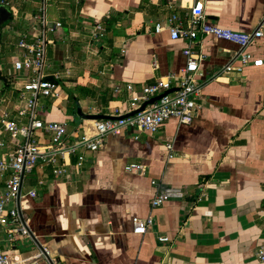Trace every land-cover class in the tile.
<instances>
[{"label":"crops","instance_id":"crops-1","mask_svg":"<svg viewBox=\"0 0 264 264\" xmlns=\"http://www.w3.org/2000/svg\"><path fill=\"white\" fill-rule=\"evenodd\" d=\"M7 2L10 21L0 27V108L16 103L17 93L5 86L2 75L18 57L19 37L34 33L40 6V0ZM192 9L222 29L251 33L260 27L262 36L243 53L262 65H247L240 74L204 85L201 107L189 124L170 119L156 134L126 130L110 135L95 152L81 149V168L70 166L63 180L35 170L25 187V177L19 209L54 264H259L256 252L264 242V0H49L48 18L61 27L49 35L47 73L69 74L58 101H41L40 116L65 123L74 137H90V120L67 123L70 100L84 114L109 116L127 108L128 85L137 91L179 77L188 42L172 41L167 31L155 34L153 28L172 13L183 16ZM109 17L116 18L111 30L92 40L93 26ZM191 48L201 57L205 77L241 51L211 37L199 38ZM12 147L8 142L0 157ZM131 163L143 165V173L125 171ZM153 180L180 189L183 198L152 208ZM30 190L35 198L24 195ZM147 217L153 220L147 232L133 234L132 219ZM36 245L29 237L17 239L9 252L11 264H49L44 257L34 259Z\"/></svg>","mask_w":264,"mask_h":264},{"label":"built area","instance_id":"built-area-1","mask_svg":"<svg viewBox=\"0 0 264 264\" xmlns=\"http://www.w3.org/2000/svg\"><path fill=\"white\" fill-rule=\"evenodd\" d=\"M48 2L49 0H40L38 14L34 17V33L19 37L16 43L18 57L11 63V71L3 75L6 84L17 96L13 107L0 108V149L5 148L8 142L13 144L9 154L0 157V264H11L9 252L15 250L17 239L31 238L19 209L27 175L35 170L42 173L47 171L54 179L63 180L71 174L70 166L73 165L76 170L81 168L84 161L83 154L79 152L81 149L95 152L104 146L105 138L110 135H119L126 130L156 134L170 119H176L180 124H189L201 107V89L204 85L230 73L240 74L247 65H262V60L252 61L248 54L243 53L254 39L262 36L260 27L251 33H240L210 24L203 13L194 9L183 16L172 13L163 22L154 25L153 33L167 31L172 41L188 42L183 50L186 65L182 74L179 77L170 76L169 82L156 81L142 86L137 91L128 85L126 88L130 92V98L124 111L115 109L111 112L109 116L114 119L91 120L92 136L83 134L74 137L68 133L65 123L45 121L38 114L42 100L56 102L60 99V84L69 74L67 71L64 74L58 71L50 75L47 73L49 35L61 27L60 22L49 20ZM0 7H8L7 0H0ZM104 33L103 26L98 22L90 32V38L98 41ZM202 37L235 44L241 51L219 72L205 77L199 66L201 57L191 48ZM236 61L240 62V66L234 65ZM167 91L172 92L138 111L143 104ZM125 115L128 116L124 117ZM71 136L75 139L72 142ZM166 149L172 151L171 144H167ZM72 159H75L74 163H71ZM143 170L144 166L137 163L125 166L127 172L141 174ZM151 184L155 189L150 201L152 208L183 198V193L178 188L165 186L155 180ZM24 195L35 198L36 192L30 190ZM152 223L151 217L133 218V234L144 235ZM159 241L166 242L167 238L160 237ZM41 257L50 259L44 248L43 251L39 250L34 259ZM256 260L259 264H264V242L257 249ZM50 261L54 264L52 259Z\"/></svg>","mask_w":264,"mask_h":264},{"label":"water","instance_id":"water-1","mask_svg":"<svg viewBox=\"0 0 264 264\" xmlns=\"http://www.w3.org/2000/svg\"><path fill=\"white\" fill-rule=\"evenodd\" d=\"M10 19V11L9 9L5 8V7H0V27L3 26L8 20ZM172 91H167L165 93H163L162 95L160 96H157L151 100H149L147 103L143 104L142 107L138 110V111H141L144 109V107L147 105V104H152L154 101H157L158 99H160L161 97L167 95L168 93H170ZM76 103V102H75ZM135 112H132L130 115H133ZM76 114L82 118V119H85V120H107V119H114V117H111V116H107V115H87V114H84L81 110V107L78 105V103H76ZM128 115H125L124 117H126ZM123 118V117H122ZM29 236L31 237V239L37 243V247L40 251H43V248L38 244V242L35 240V238L33 237V235L29 232ZM49 264H52L50 259H47Z\"/></svg>","mask_w":264,"mask_h":264},{"label":"rangeland","instance_id":"rangeland-1","mask_svg":"<svg viewBox=\"0 0 264 264\" xmlns=\"http://www.w3.org/2000/svg\"><path fill=\"white\" fill-rule=\"evenodd\" d=\"M65 92L67 93V91H65ZM67 94H69V93H67ZM40 112H41V109H38V114H40ZM67 116L68 117L70 116L69 118H67V123L70 124L71 126H77L78 121L81 120L80 117L76 114V105H75L74 102L69 107V112H68V115ZM34 173H35V171H34ZM30 177L33 178V176H30V175H27L26 176L25 187H26V185H27L28 180L30 179ZM17 245H18V248H20V245L22 246L24 244L17 243Z\"/></svg>","mask_w":264,"mask_h":264},{"label":"trees","instance_id":"trees-1","mask_svg":"<svg viewBox=\"0 0 264 264\" xmlns=\"http://www.w3.org/2000/svg\"><path fill=\"white\" fill-rule=\"evenodd\" d=\"M12 16V15H11ZM10 21V19L3 25V26H1V27H4L8 22ZM116 22V18H114V17H109L108 19H104L103 21H102V24H103V28H104V30H105V33L106 32H109L110 30H111V26L114 24ZM101 24V25H102ZM3 76V75H2ZM3 81H4V83H5V86H7L8 87V85L6 84V82H5V80H4V76H3ZM70 106H71V104L73 103V101L72 100H70ZM75 105H76V103H75Z\"/></svg>","mask_w":264,"mask_h":264},{"label":"bare ground","instance_id":"bare-ground-1","mask_svg":"<svg viewBox=\"0 0 264 264\" xmlns=\"http://www.w3.org/2000/svg\"><path fill=\"white\" fill-rule=\"evenodd\" d=\"M163 81H165V80H163Z\"/></svg>","mask_w":264,"mask_h":264}]
</instances>
